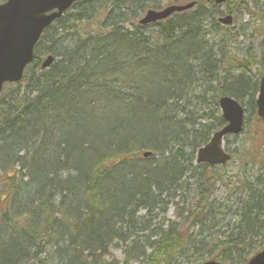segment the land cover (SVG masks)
<instances>
[{"label":"trees","instance_id":"16d2710c","mask_svg":"<svg viewBox=\"0 0 264 264\" xmlns=\"http://www.w3.org/2000/svg\"><path fill=\"white\" fill-rule=\"evenodd\" d=\"M143 1L75 4L37 44L39 56L56 58L51 67L38 56L23 82L5 89L0 264H119L106 258L117 242L128 243L124 264H237L263 249L264 152L253 148L259 172L235 180L193 166L224 124L220 96L255 106L251 46L237 65L229 47L238 33L212 34L219 25L204 5L141 26ZM256 53L264 56V41ZM232 64L242 75L225 72ZM147 149L159 158H144ZM219 183L233 199L227 206L208 201ZM193 185L195 206L178 204L177 220L155 222Z\"/></svg>","mask_w":264,"mask_h":264},{"label":"water","instance_id":"95a60500","mask_svg":"<svg viewBox=\"0 0 264 264\" xmlns=\"http://www.w3.org/2000/svg\"><path fill=\"white\" fill-rule=\"evenodd\" d=\"M75 1L79 0H8L0 4V92L5 81H19L22 78L25 66L34 59V47L43 30ZM225 1L217 0V3ZM194 5L195 3L174 5L162 11L150 10L141 23L147 24L167 18L174 12L186 10ZM56 9L58 11L49 13ZM221 21L231 23L232 17H226ZM51 61L52 58L47 59L43 66H48ZM257 105L258 114L264 119V78ZM220 107L229 123L214 134L206 147L200 149L198 162L225 164L231 159V155L222 148L223 137L242 131L244 109L236 100L229 97L221 99ZM147 155L145 153V156ZM204 264L221 263L209 261ZM248 264H264V251L252 258Z\"/></svg>","mask_w":264,"mask_h":264},{"label":"rangeland","instance_id":"374dc122","mask_svg":"<svg viewBox=\"0 0 264 264\" xmlns=\"http://www.w3.org/2000/svg\"><path fill=\"white\" fill-rule=\"evenodd\" d=\"M1 1L3 0H0V2ZM189 1H192V0H180V1L179 0H145L143 2L148 3L150 5L149 8L160 9V8H156L155 6H161L163 8L173 3L183 4ZM201 1H202V5H204L207 8H210L209 3L211 0H201ZM252 1L253 3H249V10H246V11L242 10L239 13H237V10L240 8V5L234 2L230 4L231 9L234 10V13L236 14V17H237L236 23H235L236 30L234 32H237L238 36L240 37L237 41H233L231 43V47H229V49L231 50V52L233 51L238 54V56L232 58V60H234V62L237 65H239V63H243V65H245L246 64L245 61L249 57L247 50L249 46H251V51L253 55L255 56L256 61L255 63L251 64L250 68H248L247 74L253 77L254 80H256V74H258V70H261V71L264 70V56L263 57L258 56L256 53V52L260 53V47H261L262 41H264V22H263L264 0H252ZM224 9H225L224 6H219L218 8H216V11L221 12ZM125 28L131 29L130 24H125ZM208 28H210L211 33L214 34L215 36L219 35V32L221 34H225L223 27H221V29H218L217 31L216 30L214 31L212 26H209ZM237 60L239 61V63H237L238 62ZM236 64H232L230 70H225V72L227 73L229 72L230 74V71H231V73L234 74L235 76L242 75V70L239 67H237ZM244 105L247 108L245 130L243 131L242 134H240L237 137L229 136L228 141L226 142V148L228 146L229 150L235 152L236 159L232 161L228 166H225V168L216 167L217 170L220 171L221 173L228 172V175L235 176V179L237 178L236 174L239 172H241L242 176H244L246 172H248L247 174H253V173L259 172L260 165L257 164L254 160L255 152L253 151V148H257L259 152H264V124L262 123L260 119H258V115L255 114L252 109H249L248 111V106L246 103H244ZM206 106L207 105H205L204 107ZM216 112L220 114V111L219 112L216 111ZM193 117L195 120L191 121V124H193L194 126L195 122L199 123L200 118L195 117V116ZM195 126H197V124ZM242 161L244 162L243 164L240 163ZM190 182L195 183L194 180H191ZM194 188H195V185L192 186L191 191L189 189L188 191L182 192L181 195L179 196L180 200L184 201L187 206L188 204H192L195 206L196 202L198 201V199L196 198L194 194ZM229 196H230V193L227 187H225L224 185L221 186L220 184L212 200L223 202L225 205H228V204H231L233 200ZM177 201H178V198H175L174 203H176ZM225 209L226 208H223V211H225ZM156 213H159V212L156 211ZM140 214L144 215L145 211H141ZM160 217L162 220L164 219V217H166V219L174 220L176 217V209L174 207V204H171V203L168 204L166 214L159 215L156 221H160ZM228 217L231 218V215H229ZM232 218H233V221L236 220V217L232 216ZM197 228L198 227H196V229ZM212 238L216 239L215 237H212ZM217 239L225 240V238L221 236H219ZM126 257H127V254L125 252V245L119 242L117 244H114L111 247L110 255L107 256L106 258L110 262L115 261L119 264H124ZM142 261H143L142 258L140 260L133 259V260H130L129 264H141Z\"/></svg>","mask_w":264,"mask_h":264}]
</instances>
